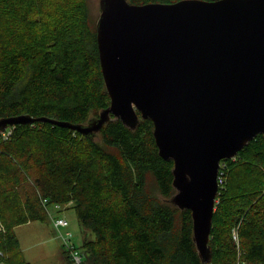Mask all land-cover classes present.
<instances>
[{
	"label": "trees",
	"instance_id": "obj_1",
	"mask_svg": "<svg viewBox=\"0 0 264 264\" xmlns=\"http://www.w3.org/2000/svg\"><path fill=\"white\" fill-rule=\"evenodd\" d=\"M95 23L88 0H0V118L85 123L107 107ZM9 130L5 138L0 133L5 264H30L15 228L47 219L42 199L72 207L93 233L74 245L81 264H264L263 134L220 161L211 258L203 263L190 210L167 201L174 193L173 161L159 155L150 119L130 129L112 118L94 137L48 121ZM63 247V264H75Z\"/></svg>",
	"mask_w": 264,
	"mask_h": 264
},
{
	"label": "water",
	"instance_id": "obj_2",
	"mask_svg": "<svg viewBox=\"0 0 264 264\" xmlns=\"http://www.w3.org/2000/svg\"><path fill=\"white\" fill-rule=\"evenodd\" d=\"M95 23L109 105L85 123L19 114L0 132L48 121L94 137L117 118L153 123L159 155L172 160L168 202L189 209L192 241L208 262L222 159L264 135V0H99Z\"/></svg>",
	"mask_w": 264,
	"mask_h": 264
},
{
	"label": "rangeland",
	"instance_id": "obj_3",
	"mask_svg": "<svg viewBox=\"0 0 264 264\" xmlns=\"http://www.w3.org/2000/svg\"><path fill=\"white\" fill-rule=\"evenodd\" d=\"M99 0H88L89 12L94 21L97 20ZM61 216L68 221L67 228H61L62 232L71 231V241L76 247H80L84 239H92L93 233L79 224L75 211L70 206H63L59 210L50 208L45 221H32L15 228L24 257L30 264H63V242L56 228L52 224L51 217Z\"/></svg>",
	"mask_w": 264,
	"mask_h": 264
},
{
	"label": "built area",
	"instance_id": "obj_4",
	"mask_svg": "<svg viewBox=\"0 0 264 264\" xmlns=\"http://www.w3.org/2000/svg\"><path fill=\"white\" fill-rule=\"evenodd\" d=\"M0 133L5 138L10 133L9 127L6 128L5 130H3ZM222 180H223L222 176H219V174H218V176H217L218 183L222 182ZM42 204L44 206H46V210H47L48 213H49V209L50 208H53V209H56V210H59L61 208V206L59 204H53V205H48L47 206V200L46 199H42ZM51 219H52L53 226L56 228V230L58 232V235H60L61 238H62V242H63L64 246L68 249L72 261L75 264H81L82 263V258H83L82 257V253H80L78 250H76L74 248V244L71 241V237H72L71 231H69V230H66L65 232L61 231V228H67L68 225H69L68 221L66 220V218L56 215V216L51 217ZM1 230H3V226H2V224L0 222V231ZM233 237L236 238V235L234 234ZM0 264H5L2 261V253L1 252H0Z\"/></svg>",
	"mask_w": 264,
	"mask_h": 264
}]
</instances>
